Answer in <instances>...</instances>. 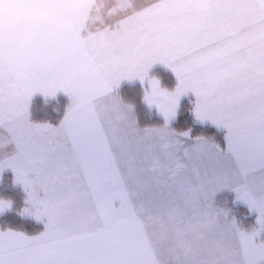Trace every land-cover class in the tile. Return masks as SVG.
<instances>
[{"label": "snow or ice", "instance_id": "obj_1", "mask_svg": "<svg viewBox=\"0 0 264 264\" xmlns=\"http://www.w3.org/2000/svg\"><path fill=\"white\" fill-rule=\"evenodd\" d=\"M15 6L0 264H264V0Z\"/></svg>", "mask_w": 264, "mask_h": 264}, {"label": "crops", "instance_id": "obj_2", "mask_svg": "<svg viewBox=\"0 0 264 264\" xmlns=\"http://www.w3.org/2000/svg\"><path fill=\"white\" fill-rule=\"evenodd\" d=\"M14 2L16 6L5 13L6 24H15L25 15V9L21 7L23 0H14Z\"/></svg>", "mask_w": 264, "mask_h": 264}, {"label": "rangeland", "instance_id": "obj_3", "mask_svg": "<svg viewBox=\"0 0 264 264\" xmlns=\"http://www.w3.org/2000/svg\"><path fill=\"white\" fill-rule=\"evenodd\" d=\"M154 75L157 76V77H159L161 80H164V74H163L160 70H157V71L154 73ZM164 86H165V87H170L169 82L166 81V80H164ZM136 89H138V91L136 92V93H137V96H138L139 91H140L139 86H138ZM212 135H214V134H212Z\"/></svg>", "mask_w": 264, "mask_h": 264}, {"label": "trees", "instance_id": "obj_4", "mask_svg": "<svg viewBox=\"0 0 264 264\" xmlns=\"http://www.w3.org/2000/svg\"><path fill=\"white\" fill-rule=\"evenodd\" d=\"M138 87V86H137ZM136 87V88H137ZM138 91V89H136V92ZM133 98H136V97H133ZM207 134H209V135H212V134H215L214 133V131L213 130H211V129H209V130H207ZM14 221H15V218H12ZM15 222H19V221H15Z\"/></svg>", "mask_w": 264, "mask_h": 264}]
</instances>
